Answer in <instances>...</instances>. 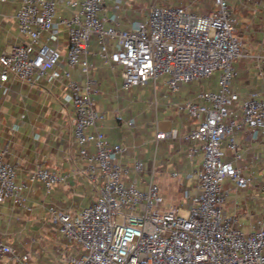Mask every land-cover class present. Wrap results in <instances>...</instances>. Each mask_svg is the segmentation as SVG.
Returning a JSON list of instances; mask_svg holds the SVG:
<instances>
[{
	"label": "built area",
	"instance_id": "built-area-1",
	"mask_svg": "<svg viewBox=\"0 0 264 264\" xmlns=\"http://www.w3.org/2000/svg\"><path fill=\"white\" fill-rule=\"evenodd\" d=\"M9 1L19 2L15 21L24 40L0 53V88L10 77L20 82L48 73L54 80L65 78L74 109L73 137L86 162L83 173L89 183L99 184L95 201L77 213L48 208L61 237L77 244L80 251L78 256L64 253L60 264H264V215L245 235L238 218L223 212L229 194V189L222 188L225 178L240 190L254 182L238 166L242 152L235 135L246 128L264 136V99L252 93L239 108L235 106L239 95L231 88L236 77L233 61L245 54L236 33L237 20L226 0H215L217 9L205 15L180 6L152 5L143 20L129 23L126 29L119 28L118 4L110 17L101 16L106 0ZM59 7L68 16L57 17ZM62 26L67 31L64 60L57 46ZM91 36L97 38L100 57L121 66L125 90L167 77V88L175 93L181 83L201 82L217 73V90L197 94L203 104L175 105L195 125L184 136L190 143L188 157L198 149L202 153L201 166L192 172L196 183L188 208L161 210L159 188L152 177L145 182V190L135 179L124 181L131 171L143 172V163L134 159L131 170L122 166L119 158L127 148L110 143L96 129L104 115L94 108L99 89L87 60ZM76 67L84 76L83 84L71 78L70 69ZM126 125L133 127V122ZM167 137L175 138V131L155 135L157 141ZM88 143L93 154L86 148ZM171 177L177 178V173ZM29 180L41 183L49 193L64 177L38 167ZM25 188V183L16 181L15 165L0 152V203L11 200L23 205ZM2 255L31 264L28 253L17 254L0 241Z\"/></svg>",
	"mask_w": 264,
	"mask_h": 264
},
{
	"label": "crops",
	"instance_id": "crops-1",
	"mask_svg": "<svg viewBox=\"0 0 264 264\" xmlns=\"http://www.w3.org/2000/svg\"><path fill=\"white\" fill-rule=\"evenodd\" d=\"M248 1L249 3L247 0H226L237 20L236 33L243 31L245 40L248 41L244 44L245 57L255 60L253 68H247L241 73L234 69L236 77L232 80L231 88L239 95V101L235 105L237 108L252 93H257L259 98L264 99V0ZM108 2L112 3L113 0L105 1L106 11L101 16L110 17L114 13V6L107 5ZM18 7V1L0 2V53L24 40L17 33L15 14ZM62 9L58 8L57 17L68 16V12ZM119 12L121 11L118 9L116 15L121 29L128 28L133 21H140L129 20ZM94 38L88 47L87 60L91 65L90 76L98 83L99 89L94 105L104 115L96 123V129L110 143L127 148V153L119 158V163L130 170L134 159L141 160L144 166L141 153L146 152L145 147L154 146L155 152L161 146L160 158L170 170V177L172 173H177V178L171 179L177 182L180 191L185 186L184 200L180 201L179 198L180 204L174 207L188 208L189 197L194 194L196 183L192 172L201 166L202 153L198 149L191 158L188 157L190 143L184 140V136L195 125L186 113L177 112L175 105L183 101L203 104L197 99L198 92L216 91V84L212 89H196L192 86L201 82L181 83L175 93H170L165 77L158 94L157 83L160 78L155 84L148 82L144 86L122 89L121 66L100 57L97 38ZM57 46L64 60L67 31L63 26L59 28ZM109 51H113V46L109 47ZM62 67L66 68L64 61ZM116 67L119 68L117 77ZM70 75L73 80L84 83L79 67L70 69ZM150 86L154 97V111L152 104L136 95L137 88ZM120 90H130L131 97H121ZM70 96L66 79L54 80L49 73L42 78L35 77L32 82H20L10 77L0 88V152H4V157L15 165L16 181L26 184L22 192L23 205H14L11 200L0 203V241L11 246L17 254L28 253L31 261L33 255L41 257L51 248L58 252L53 236L59 232L50 221L48 208L55 207L74 214L92 204L97 195L99 184L89 183L84 176L86 162L80 158L79 148L73 137L74 109ZM128 121L133 122V127L126 125ZM160 131H175L176 137L157 141L155 135ZM234 138L242 152V160L238 166L242 168V174L251 176L254 182L244 189L247 191L239 199L237 194L240 189L233 184L235 198L227 209V215H235L238 222L239 219L247 220L250 233L255 228V221L264 215V191L261 190L264 186V136L259 130L253 133L245 128ZM195 146L198 148L199 144ZM86 148L90 154L94 153L91 143ZM222 148H226L225 141ZM154 154L153 165L157 152ZM38 167L63 176V182L47 193L41 183L29 180L30 173ZM132 174L136 175L131 171L124 181L135 179L138 185L139 180ZM151 177L153 179V175ZM231 191L232 188H229L227 198ZM60 238L65 240L61 235ZM59 250L60 254L55 256L58 264L66 253ZM9 261L11 260L7 256L5 264H9Z\"/></svg>",
	"mask_w": 264,
	"mask_h": 264
},
{
	"label": "rangeland",
	"instance_id": "rangeland-1",
	"mask_svg": "<svg viewBox=\"0 0 264 264\" xmlns=\"http://www.w3.org/2000/svg\"><path fill=\"white\" fill-rule=\"evenodd\" d=\"M246 2V1H245ZM249 3V1L247 0ZM115 4L119 5V12L120 15L125 14L129 20H142L144 16L147 14L149 6L157 5V6H180L185 7L187 10L196 13L198 15H205L212 11H215L217 9L215 0H113V2H108L107 5H111L113 7ZM63 10V9H62ZM63 15V14H62ZM238 35H243L242 41L243 44H246L248 42L245 40L246 36H244V32H238ZM95 36H91L90 41L94 40ZM246 48H243V53L246 52ZM255 63V60L253 58L245 57L244 55L242 57H239L233 61V68L238 72L241 73V71H244L247 68H253ZM119 73V68L116 67L115 69V75L117 77ZM165 77H160L158 83H157V94L161 89V82L162 79ZM209 81L208 79L202 80L200 84H197L196 86H192V88L201 89H212L214 85L216 84L217 79V73H215ZM196 83V82H195ZM181 85V84H179ZM119 94L121 97H131V92L129 91H123L120 90ZM136 95L138 97L142 96L143 100L147 101V103L152 104V110L154 111V97L153 92L150 87L145 88H137ZM94 108L96 109V106L94 105ZM224 142V141H223ZM199 144V143H198ZM146 150L145 153H141V158L144 162L143 166V172L138 173L136 175L132 174L133 177H136L139 180V187L142 190L146 189L145 182L149 181L151 175H153V182L158 186L159 188V195L161 197V210H170L172 207L179 205L178 199L180 198V201L184 200V187L181 189V191L177 187V182L175 180H172L170 177V170L167 166L164 165L163 160L161 157V146L157 147L156 151L154 146L145 147ZM226 152V150L224 149ZM157 152V158L154 162V165L152 164V161L154 159V156ZM159 155V156H158ZM222 188L227 190L229 188H232L230 197L226 199L225 204L223 206V212L228 214L227 209L231 204L234 203L235 198V187L233 186V183L225 178L222 182ZM247 190L241 189L238 192V199L240 196ZM121 220L119 219L118 222ZM239 224H241V230L245 233V235L248 234L247 229V220L239 219ZM56 246L58 248V252L55 251V248H51L49 251L44 252V255L39 257L37 255L32 256V264H58L55 260V256L59 255V249H62L63 252H67L68 254H76L79 255V248L78 245L75 243H68L67 240H61L59 233L53 236ZM82 253H85L84 251H81ZM7 255L0 256V264L6 263ZM9 264H15L12 260L7 262Z\"/></svg>",
	"mask_w": 264,
	"mask_h": 264
},
{
	"label": "trees",
	"instance_id": "trees-1",
	"mask_svg": "<svg viewBox=\"0 0 264 264\" xmlns=\"http://www.w3.org/2000/svg\"><path fill=\"white\" fill-rule=\"evenodd\" d=\"M185 8V7H184ZM187 11H189V10H187ZM191 12V11H190Z\"/></svg>",
	"mask_w": 264,
	"mask_h": 264
}]
</instances>
